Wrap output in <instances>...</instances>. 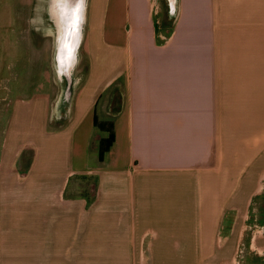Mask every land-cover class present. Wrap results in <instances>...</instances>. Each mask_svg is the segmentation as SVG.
Returning a JSON list of instances; mask_svg holds the SVG:
<instances>
[{"label":"crops","instance_id":"crops-1","mask_svg":"<svg viewBox=\"0 0 264 264\" xmlns=\"http://www.w3.org/2000/svg\"><path fill=\"white\" fill-rule=\"evenodd\" d=\"M111 1L70 100L0 68V264H264V0Z\"/></svg>","mask_w":264,"mask_h":264},{"label":"rangeland","instance_id":"rangeland-1","mask_svg":"<svg viewBox=\"0 0 264 264\" xmlns=\"http://www.w3.org/2000/svg\"><path fill=\"white\" fill-rule=\"evenodd\" d=\"M74 1L67 0L63 2V5L71 7ZM77 1H79V4L80 2L88 1V12L85 33L81 47L79 48L80 53H78V61L76 63L78 65L73 68V74L69 76L63 74L62 76L63 87L65 88L66 84L69 83V100L74 96L78 86L75 81L78 79L80 82L83 68L88 61L85 51L89 40L92 39L91 43L97 45V42H95L97 39L91 38V24L92 19L95 17V10L96 8L103 10V7L106 5V14L108 15L112 11L111 0ZM169 1L159 0L161 12L157 14H159V17L162 16L163 19L169 15ZM48 6V0H0V68H2L1 71L4 73V78H6L2 82H6L9 85L12 97L19 95L27 99L32 89L35 91H46L50 96L53 109L55 101H60L61 96H63L62 90L64 89L61 84L58 87L57 76L55 77V82L53 79L54 72L57 69L54 56L59 46L57 39L59 37L61 39L63 29L62 31L60 28L58 30L52 23L48 13ZM68 19H70L69 16ZM73 23L72 20L68 21V27L70 29L74 27L75 23ZM82 26L83 22L79 26L76 25L74 30L81 29ZM111 32L110 27L109 33L111 34ZM65 37L67 38V34ZM65 41L67 39L63 38L60 44L63 45ZM105 46V54L102 56V60L111 67L113 62L111 40L109 42L106 41ZM14 89L18 90V92ZM110 110L112 112V109ZM57 116V119H60L61 115H55V118ZM106 124H109V122ZM93 180L94 178L91 177L89 186L86 189L92 190L94 188L95 183Z\"/></svg>","mask_w":264,"mask_h":264},{"label":"bare ground","instance_id":"bare-ground-1","mask_svg":"<svg viewBox=\"0 0 264 264\" xmlns=\"http://www.w3.org/2000/svg\"><path fill=\"white\" fill-rule=\"evenodd\" d=\"M66 1L67 0H59L57 2L50 3V5L48 6V13H50L49 11H51V13H52L51 14V18L53 19V17L54 18L58 17V20L60 21V24L58 23V25H62V27L59 26L61 31H62L64 26L68 25V23L66 21L68 18H66L65 16L63 17V15L61 13L62 11L60 10V7L63 5V2H66ZM70 3H71V1H70ZM70 9L73 10V12L75 13L74 14V22L77 21L78 19L80 20V18H81V21L83 22V26H82L81 29L78 28L76 30V32L73 34L75 40L71 44V46L69 45V48H73V56L76 57V60L73 61L71 67H69L68 69L65 67V65H62L63 62L61 61V59H63V51H64V49H65V51H67L68 46H66V41H65V43L63 45L60 44V43H62V40L61 41L59 40L60 37L57 39V41H59V47L61 48V50L59 51L60 53H58L57 50H56L55 54H56L57 67L59 68V70L61 72V76H63V74H65L66 69L71 71V69L75 66V64H76V62L78 60V55H79L78 53H80L79 52V48L81 47L82 40H83L84 33H85V26H86V20H87V12H88V1H86V2L83 1L82 3L80 2V4H79V1L75 0L73 2V4H72ZM173 11H174V9L170 10L171 13H173ZM77 24H79V22ZM73 31H74L73 27L71 29H69V32L73 33ZM78 40H79V43H78V47L76 48V44H77ZM81 78H82V76H81ZM59 85H58V87H59ZM62 88H64V87L62 86ZM66 92H68V88H64L62 90V94L63 95Z\"/></svg>","mask_w":264,"mask_h":264},{"label":"water","instance_id":"water-1","mask_svg":"<svg viewBox=\"0 0 264 264\" xmlns=\"http://www.w3.org/2000/svg\"><path fill=\"white\" fill-rule=\"evenodd\" d=\"M169 3H170V1H169ZM71 7L70 6H68V7H66V6H64V5H62L61 7H60V10L62 11L61 13H62V15L63 16H65L66 18H68V16H69V20L67 19L66 21H67V23H68V21H70V20H72V23L74 22V12H73V10H71L70 9ZM81 18H80V20L78 19L77 21H75L73 24H74V27L77 25V26H79V24L81 25ZM79 22V24H77ZM74 27H73V30H74ZM69 27H68V25H66V26H64V28H63V34L61 35V39H60V41L64 38V39H67V41H66V46H68V48H67V51H65V49H64V51H63V59H61V61L63 62V64L62 65H65V67L68 69L69 67H71V65H72V63H73V61L74 60H76V57H74L73 56V48H69V45L70 44H72L73 42H74V40H75V38H74V33L76 32V30H74L73 31V33H71V32H69ZM65 30V31H64ZM66 34H67V38L65 37L66 36ZM69 41H70V44H69ZM78 43H79V40L77 41V44H76V48L78 47ZM71 46V45H70ZM61 50V48L58 46L57 47V52L58 53H60L59 51ZM66 69V72H65V74L64 75H66V76H69L70 74H69V70H67Z\"/></svg>","mask_w":264,"mask_h":264},{"label":"flooded vegetation","instance_id":"flooded-vegetation-1","mask_svg":"<svg viewBox=\"0 0 264 264\" xmlns=\"http://www.w3.org/2000/svg\"><path fill=\"white\" fill-rule=\"evenodd\" d=\"M57 1H59V0H48V3H49V5H50V3H54V2H57ZM50 13H49V17H50V19H51V21H52V23L55 25V27L59 30V28L60 27H62V25H58V23L60 24V21L58 20V17L57 18H54L53 16V19L51 18V11H49ZM60 26V27H59ZM58 37V36H57ZM58 43V42H57ZM57 47V46H56ZM55 56V60H56V54L54 55ZM54 74H55V77L57 76V85H59V84H61V86H63L62 85V76H61V72H60V70H59V68L57 67V69L55 70V72H54Z\"/></svg>","mask_w":264,"mask_h":264}]
</instances>
